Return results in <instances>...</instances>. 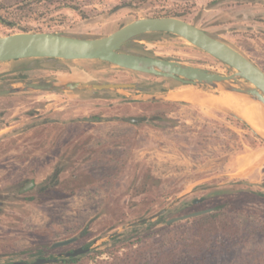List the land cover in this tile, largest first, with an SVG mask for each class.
Here are the masks:
<instances>
[{
  "label": "rangeland",
  "instance_id": "374dc122",
  "mask_svg": "<svg viewBox=\"0 0 264 264\" xmlns=\"http://www.w3.org/2000/svg\"><path fill=\"white\" fill-rule=\"evenodd\" d=\"M24 1L4 0L0 20L9 25L0 22V37L45 32L100 38L140 18L172 17L226 43L264 72V0L68 3L75 9ZM149 35L121 51L232 73L177 36ZM47 61L21 60L24 67ZM51 62L66 69L57 78L77 79L70 74L76 68L90 74L87 84L144 89L0 97V264L57 261L78 248L87 250L78 264L108 261L141 240L187 238L182 231L206 214L167 221L205 210L224 214L238 232L234 238L213 236L202 259L189 264H264V139L213 108L131 97L196 89L174 80L100 62ZM12 63L0 66L1 76L9 74L1 67ZM40 75L7 80L26 83ZM12 82L0 83V90ZM29 182L31 189L19 191ZM197 200L202 202L193 204ZM160 211L165 213L158 216ZM72 238L74 243L52 248Z\"/></svg>",
  "mask_w": 264,
  "mask_h": 264
},
{
  "label": "water",
  "instance_id": "95a60500",
  "mask_svg": "<svg viewBox=\"0 0 264 264\" xmlns=\"http://www.w3.org/2000/svg\"><path fill=\"white\" fill-rule=\"evenodd\" d=\"M164 33L177 36L189 45L201 50L216 61L229 68L230 75H222L212 71L190 66L184 63L169 61L155 57H147L122 52L121 49L136 41V38L146 34ZM149 43V42H148ZM152 43V42H150ZM49 60L69 62H100L118 69L174 80L185 87L186 91L170 90V95L197 92L203 95L218 96L226 90L229 93L245 97L260 104L264 108V73L242 54L226 43L213 38L203 30L183 20L172 17L140 18L120 26L109 34L96 39H75L58 33H14L0 37V66L9 62L21 60ZM2 73H0L1 75ZM70 74H77V79L52 78L44 81L27 83H11L7 89L0 90V97L14 94L53 91L72 94V90L114 91L134 89L130 84H87L90 74L83 69H71ZM17 85V86H14ZM209 89V90H208ZM215 91V94L209 92ZM169 95V96H170ZM177 96V95H174ZM136 101H166L163 93L142 94L131 96ZM169 98V97H168ZM213 108L240 122L250 133L261 140L260 134L241 116L234 111L214 103L201 105L192 101H180ZM129 121H138L129 119ZM212 210L193 213L172 220L171 222L197 217L210 213ZM142 223V221H141ZM135 224L131 225L134 226ZM76 241V238L53 244L52 248L64 247ZM87 250L78 248L63 254L64 258H78ZM52 260L37 259L31 264H47ZM12 264H27L17 262Z\"/></svg>",
  "mask_w": 264,
  "mask_h": 264
},
{
  "label": "trees",
  "instance_id": "16d2710c",
  "mask_svg": "<svg viewBox=\"0 0 264 264\" xmlns=\"http://www.w3.org/2000/svg\"><path fill=\"white\" fill-rule=\"evenodd\" d=\"M33 1L36 4L53 5L61 4L65 7H72L68 3L71 1L82 0H25L26 4H31ZM22 3L19 2L18 4ZM64 3V4H63ZM5 6L4 0H0V7ZM75 9V8H73ZM2 24H7L6 21L0 20ZM11 26V25H10ZM143 37L136 38L142 40ZM252 134V133H251ZM254 137L258 138L254 135ZM182 232H187V238H180L178 241L162 240L148 238L137 242V246H130L128 250L122 254L115 253L110 260L100 261L94 264H189L191 261L202 259L203 252L206 246L215 235H226L234 238L237 235L238 229L230 224L228 218L222 213L206 214L192 221L191 226L184 229ZM170 243H176L174 247H169ZM201 256V257H200ZM198 260V261H200ZM78 258H61L52 262V264H78ZM198 262L196 261V264Z\"/></svg>",
  "mask_w": 264,
  "mask_h": 264
},
{
  "label": "bare ground",
  "instance_id": "6f19581e",
  "mask_svg": "<svg viewBox=\"0 0 264 264\" xmlns=\"http://www.w3.org/2000/svg\"><path fill=\"white\" fill-rule=\"evenodd\" d=\"M224 92H220L221 94L225 95L224 99L221 101L218 100V97L211 95H204L203 94H196L192 93H183L181 94L182 98L185 100H198L204 98L206 102L209 104L214 103L216 105H221L231 111L234 110L236 114H240L242 118L246 119L249 124L259 133L264 134V108L253 101H250L242 96H237L234 94L229 93L228 90L224 89ZM220 97V96H219ZM222 102V103H221ZM204 103V102H203ZM205 104V103H204ZM223 104V105H222Z\"/></svg>",
  "mask_w": 264,
  "mask_h": 264
},
{
  "label": "flooded vegetation",
  "instance_id": "af4514ba",
  "mask_svg": "<svg viewBox=\"0 0 264 264\" xmlns=\"http://www.w3.org/2000/svg\"><path fill=\"white\" fill-rule=\"evenodd\" d=\"M150 34V33H149ZM149 34H146V35H142V36H139V37H137V38H140V37H143L142 38V40H148L149 39ZM62 35H65V36H68V35H66V34H62ZM86 39H96V38H86ZM135 55H137V54H135ZM252 63V62H251ZM54 64H56V63H54ZM51 61H47L46 63H42V64H37V66H30V67H24L23 66V63L20 61V62H16L15 64H14V62L11 64V65H8V66H2L1 68L3 69V70H8L9 72V74H7V75H5V76H1L0 75V83H4V82H12V80L11 81H9V80H7L8 79V77H10V76H13V75H17V74H22V75H35L36 73L38 74V75H40V74H42V76L40 75V77L41 78H37V79H30L28 82H32V81H44V80H48V79H52V78H57V75L59 74V72H62L63 70H66V69H64V68H62V67H59V66H55ZM15 67V68H14ZM262 71V70H261ZM263 72V71H262ZM40 73V74H39ZM264 73V72H263ZM45 76H49V78H44ZM52 76V77H51ZM4 81V82H3ZM18 81V80H17ZM17 83V82H16ZM27 83V82H26ZM131 85V84H130ZM132 85H135V87L136 88H139V89H141L142 91H143V87L141 86H139V84H132ZM74 93H77V91H74V90H72ZM124 91H135V92H139V91H137V90H134V89H124ZM145 91V90H144ZM41 92H53V91H41ZM153 92H155V91H153ZM92 121H95V119L93 118V119H91ZM133 120H137V119H133ZM138 121H140V120H138ZM133 122H136V121H133ZM54 122H48V124H53ZM34 186V184L33 183H31V182H29L27 185H25L23 188H21V189H19V191H22V190H24V191H27V190H29V189H31L32 187ZM202 202V200H197V201H194L193 202V204H198V203H201ZM199 212H202V211H199ZM165 212H163V211H160L159 213H158V216L159 215H162V214H164ZM195 213H197V212H195ZM185 216H187V215H185ZM181 217H184V216H181ZM178 218H180V217H178ZM174 219H177V218H174ZM174 219H170V220H168L167 221V225H171V224H174V223H176V222H178V221H180V220H178V221H174V222H171L172 220H174ZM74 243V242H73ZM72 244V243H71ZM68 246V245H67ZM68 253V252H67ZM62 256V255H61ZM57 259V258H56ZM53 261H55V259L53 260Z\"/></svg>",
  "mask_w": 264,
  "mask_h": 264
},
{
  "label": "crops",
  "instance_id": "0c3cea01",
  "mask_svg": "<svg viewBox=\"0 0 264 264\" xmlns=\"http://www.w3.org/2000/svg\"><path fill=\"white\" fill-rule=\"evenodd\" d=\"M170 90H176L177 92H175V93H180L179 91H186V90H180V89H176V88H171V89H167V91L166 92H164L163 94L166 96V101H171V102H180V101H184L185 99H183L182 98V96L181 95H178V94H173L172 96L170 95V93H171V91ZM194 93H196L197 94V92H194ZM183 94V93H182ZM199 94V93H198ZM221 94V93H220ZM170 95V96H169ZM174 95H177V96H174ZM137 96H141V95H137ZM220 96V97H219ZM222 96H224L223 94H221V95H218L217 97H218V100H222V99H224V97H222ZM169 97V98H168ZM203 97H204V95H203ZM216 96H215V98H217ZM186 101H192V102H195V103H197V104H201V105H208V103L206 102V100L204 99V98H202V99H200V101H198V100H186ZM205 104H204V103ZM222 103V102H221ZM210 104V103H209ZM223 105V104H222ZM225 108V107H224ZM227 109V108H226ZM234 111V110H233ZM237 113V112H236ZM240 115V114H239ZM242 116V115H241ZM244 119V118H243ZM246 120V119H245ZM247 121V120H246ZM248 122V121H247ZM249 123V122H248Z\"/></svg>",
  "mask_w": 264,
  "mask_h": 264
}]
</instances>
